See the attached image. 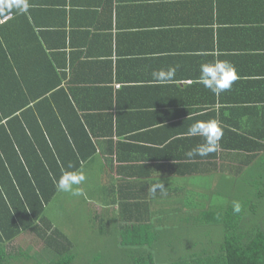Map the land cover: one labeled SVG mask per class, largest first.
I'll list each match as a JSON object with an SVG mask.
<instances>
[{
  "label": "crops",
  "instance_id": "0c3cea01",
  "mask_svg": "<svg viewBox=\"0 0 264 264\" xmlns=\"http://www.w3.org/2000/svg\"><path fill=\"white\" fill-rule=\"evenodd\" d=\"M28 5L17 16L0 15L14 20L15 62L37 81L32 92H22L14 79L8 83V111L33 94L41 97L30 99V107L56 110L61 125L52 135L59 148L47 133L40 140L49 142L58 160L67 154L70 162L74 151L83 157L80 187L94 195L122 191L138 199L139 193L155 215L189 191L206 203L205 194L230 198L264 188V0ZM217 59L234 65L238 77L219 96L198 79L200 65ZM170 67L176 69L171 81L153 80V71ZM207 120L222 128L219 149L188 158L185 153L203 143L186 135L188 128Z\"/></svg>",
  "mask_w": 264,
  "mask_h": 264
},
{
  "label": "trees",
  "instance_id": "16d2710c",
  "mask_svg": "<svg viewBox=\"0 0 264 264\" xmlns=\"http://www.w3.org/2000/svg\"><path fill=\"white\" fill-rule=\"evenodd\" d=\"M12 11L18 15L17 11ZM4 14V9L0 7V15ZM13 21L0 24V264H73V241L63 227L47 217L46 212L54 197L60 194L55 181L65 170L78 171L83 157L74 151L70 154V162L67 154H61L58 160L49 142L40 140L47 133L52 145L59 148L53 133L57 130V123H61L52 106L36 104L30 107V99L34 102L35 97H41L39 94H33L14 111H8L7 88L12 79L17 81L16 85L22 92L25 87L31 92L37 88V81H29L24 67L15 62ZM35 49L41 50L38 43ZM19 108L23 109L19 111ZM36 114L39 115L36 117ZM26 117L29 120H25ZM42 121L44 125L40 124ZM62 141L70 144L71 139ZM249 192L233 193L230 198L220 193H203L204 197L208 196L206 203L197 202L194 191L175 196L170 200L172 203L169 207L159 210L157 215L148 210L144 212L156 217L154 224L148 214L142 216L143 212L139 214L141 217L128 216L122 220L121 230H117L120 233V244L147 249L132 256V264H159L154 252L149 250L161 241L167 231L197 232L201 230L202 222L220 224L224 230V239L216 250L204 251L200 244L199 252L187 251L186 256L176 257L164 264H264V209L259 210V206L264 208V188L258 190L259 200L252 195L239 203V213L233 210V202L222 201L223 197L232 201L240 200L241 195ZM112 195L114 199L103 206L117 204V199L129 203L133 210L139 204L142 207L150 204V200H142L140 194H137L138 199L128 198L122 191ZM218 199L221 200L220 204L217 203ZM124 206L129 207L127 204ZM253 212L256 218L254 222H248L249 218L253 219ZM175 224L181 228L170 227ZM191 225L195 227L191 229ZM30 239L36 240L40 249H35L29 243ZM18 242L19 249L11 251L10 246ZM198 243L186 247L195 248Z\"/></svg>",
  "mask_w": 264,
  "mask_h": 264
},
{
  "label": "rangeland",
  "instance_id": "374dc122",
  "mask_svg": "<svg viewBox=\"0 0 264 264\" xmlns=\"http://www.w3.org/2000/svg\"><path fill=\"white\" fill-rule=\"evenodd\" d=\"M84 194L81 196H72L69 193L56 195L47 208L46 215L54 224L65 229L74 243L75 261L73 264H132V256L139 254L147 249L142 247L123 246L120 244V233L122 220L130 215H139L147 209L142 205L135 206V211L126 201L117 199V204L103 206L107 202L114 199L112 193H96V195L87 191L85 187H81ZM258 191L249 192L247 195H241V199L230 200L223 197L225 202L241 203L242 201L255 195L258 199ZM139 194V193H137ZM250 194V195H249ZM215 197H219L216 195ZM218 204L221 200L218 199ZM124 204L129 205L128 208ZM214 205V203H210ZM259 210H263L259 206ZM103 211V212H101ZM255 212V211H254ZM253 212V219L249 218L248 222H254L256 214ZM249 217L251 212L248 213ZM120 218V219H119ZM148 218L152 223L156 221V217L148 214ZM191 220V219H190ZM159 222V221H158ZM201 230L191 231L185 230L183 233L178 230L167 231L162 235L153 251L156 255L157 262L164 264L172 259L180 256H186L187 251L199 252L201 245L204 251L206 249L214 251L218 245H221L224 239V230L220 224H208L202 222ZM185 226V225H184ZM160 227V226H159ZM171 228H181L178 224L171 225ZM195 226H190L192 229ZM249 227H252L249 225ZM195 248H187L186 246L197 243ZM15 244L10 246V250H18L20 246ZM29 243L40 249L36 240H29ZM201 244V245H200ZM25 248L26 244L22 243Z\"/></svg>",
  "mask_w": 264,
  "mask_h": 264
},
{
  "label": "clouds",
  "instance_id": "9594fccd",
  "mask_svg": "<svg viewBox=\"0 0 264 264\" xmlns=\"http://www.w3.org/2000/svg\"><path fill=\"white\" fill-rule=\"evenodd\" d=\"M0 7L5 11V14L15 10L19 13H24L28 10V0H0ZM175 68L161 69L152 72L154 81L161 84L171 81L175 77ZM199 81L212 94L219 96L223 92L229 90L235 82L237 72L230 62L221 61L219 59L213 62H206L200 65ZM186 135L190 137H201L203 143L198 144L191 150L187 151L185 155L188 158L207 157L212 152L219 149V142L223 136L222 128L216 120L196 121L188 128ZM71 167V165H69ZM86 180V176L82 171H63L58 180L55 181L57 191L62 193H69L72 196H81L84 194L80 187ZM159 188L163 191V182L160 183ZM149 191L155 194L156 186H150ZM233 210L237 213L241 211V205L236 202L233 205Z\"/></svg>",
  "mask_w": 264,
  "mask_h": 264
},
{
  "label": "built area",
  "instance_id": "2783aa9c",
  "mask_svg": "<svg viewBox=\"0 0 264 264\" xmlns=\"http://www.w3.org/2000/svg\"><path fill=\"white\" fill-rule=\"evenodd\" d=\"M10 16H5V17H1L0 18V24L7 21L9 19Z\"/></svg>",
  "mask_w": 264,
  "mask_h": 264
}]
</instances>
